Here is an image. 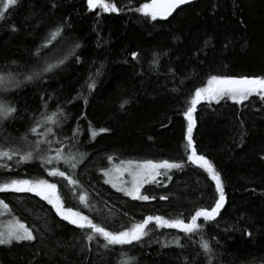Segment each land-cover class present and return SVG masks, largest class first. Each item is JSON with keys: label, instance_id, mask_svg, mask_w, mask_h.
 Listing matches in <instances>:
<instances>
[{"label": "trees", "instance_id": "trees-1", "mask_svg": "<svg viewBox=\"0 0 264 264\" xmlns=\"http://www.w3.org/2000/svg\"><path fill=\"white\" fill-rule=\"evenodd\" d=\"M57 2L58 9L47 15L44 13L51 0H25L23 7L10 10L12 21L28 30L20 35L0 30V74L11 70L7 68L11 61L22 62L40 45H47L42 50L46 61L55 64L64 59L54 75H45L44 83L28 84L15 97L24 110L21 116L25 113L31 116L27 109L41 106L40 98L45 92L61 99L75 98L88 77L100 69L95 76V91L89 95L86 87L83 89L89 105L85 107L80 102L67 105L70 118L63 131L68 130L67 125L75 128L77 120L82 129L91 123L97 129L108 127L111 131L95 141L82 131L80 151L91 155L76 170L80 182L78 194L58 184L66 192L60 194L58 188L65 207L97 216L96 222H103L106 217L111 229H119L143 216L187 217L197 208L212 204L214 186L195 166L170 173L172 181L165 178L163 183L167 188L147 186L145 193L157 197L150 202L133 201L116 192L103 183L100 169L108 164L105 159L108 155L114 159L180 160L185 155L187 128L182 112L194 88L214 74L264 75V0H237L239 8L235 11L233 0H196L193 6H185L168 21L159 22L129 11L149 0H118L119 13H102L97 9L99 16L87 9V0ZM30 11L33 16L28 15ZM62 18L70 21V29L49 42L46 37ZM33 23L37 26L31 30L29 26ZM204 39L210 40L206 48L202 46ZM75 43L81 47L74 49ZM198 48L202 50L197 51ZM73 51L79 55V62L75 61ZM157 51L167 53L160 57L159 68L152 64ZM132 52L139 53L138 60L132 59ZM169 65L179 66L183 71L172 78L167 73ZM125 99L129 103L121 109L119 105ZM49 105L51 112V101ZM84 116L87 118L81 119ZM194 117L197 150L221 171L226 189V211L219 226L205 228L206 233L219 240L215 248L216 264H264V160L260 159L264 156V104L256 97L243 105L230 100L211 105L201 102ZM241 120L246 131L243 143L238 134ZM26 127V122L18 119L0 131V143L5 137L15 138L24 133ZM0 163L13 166L15 162ZM17 172L23 178L52 179L40 168L39 160H35L11 172L0 169V182L15 178ZM79 194L88 196L94 211L80 203ZM160 195H168L169 200H159ZM0 199L9 204L10 217L43 229L42 238L37 241L0 246V264H81V254L72 245L79 243L82 233L61 221L54 211L50 212L51 206L30 193H0ZM100 210L104 216L97 215ZM242 216L246 219L241 220ZM241 227H247L253 235L242 234L238 230ZM173 235L184 234L175 229L155 231L145 237L143 247L126 249L127 256L114 257V264L130 257L135 258V264H187L189 260L200 264L203 257L195 254L199 238H194L184 250L163 248L155 242L171 240Z\"/></svg>", "mask_w": 264, "mask_h": 264}, {"label": "snow or ice", "instance_id": "snow-or-ice-1", "mask_svg": "<svg viewBox=\"0 0 264 264\" xmlns=\"http://www.w3.org/2000/svg\"><path fill=\"white\" fill-rule=\"evenodd\" d=\"M117 3L118 0H111V2L110 0H87V9L97 16L100 15V12H95L97 9L101 10L102 13H119L120 9ZM195 3L196 0H149V2L140 3L134 9L129 8V11H135L151 22L168 21L174 14L183 11L185 6L191 7ZM24 4L25 0H0V30H4L10 35H20L22 31L28 30L12 21L13 12L10 11L18 10ZM58 7L57 0H51L50 6L46 8L44 15L54 12ZM215 7L213 5L214 9ZM237 8H239V3L237 0H233V10L235 11ZM28 15L33 16L34 14L30 11ZM27 19L28 17L25 18V24H27ZM36 26L33 23L29 27L34 30ZM70 27V21L62 18L46 39L51 42L52 39L62 36L66 29H70ZM209 43V39H204L202 46L206 48ZM45 47L47 45H40L34 52L30 51L29 57L23 59L22 62L11 61L7 66L11 70L6 69L3 74H0V131L21 118L27 124L24 133L15 138L5 137L4 142L0 143V161L15 162L13 166L8 163H0V169L11 172L13 168H19L21 165L39 160L40 168L43 169L47 177L52 179L23 178L17 172L15 178H7L0 182V193H30L51 206L49 211H54L61 221L73 226L74 231L79 230L82 233L80 241L79 243H73L72 247L81 254V264H114V257L127 256L126 249L143 247L145 237L161 229H175L178 233L184 234L183 237L173 235L171 240L165 239L163 242L156 239L155 242L160 244L161 247H174L184 250L192 244L194 238H199L195 254L203 257L200 264H216L215 248L219 246V240L215 236L206 233L205 228L212 225L219 226L222 213L226 211V189L221 171L207 155L197 150L193 137V130L196 127L194 113L197 111V105L201 102H207L208 105H211L213 102L219 104L221 101L230 100L234 104L243 105L245 101L256 97L259 102L264 104V75L235 77L226 74H214L209 75L206 83L202 82V86L194 88V92L190 93L191 98L187 101V106L182 112L184 119L187 121V128L184 137L186 140L185 155L180 160L121 161L120 166L100 169L104 177L103 183L111 185L116 192L122 193L125 197H130L133 201L150 202L156 200L157 197L142 192L141 190L145 185L155 184L167 188L168 185L163 184L158 177L165 176L170 182L173 179V175H170V173L174 174V170L180 172L186 170L189 165L195 166L206 174V178L214 186L213 203L197 208L194 214L187 217L166 218L164 215H147L143 216L138 222L122 226L119 229H111L106 223V217L105 221L96 222L97 216L90 217L84 214L82 210L65 207L64 201L58 193V184H62L68 186L69 191L78 194L77 190L80 182L76 170L81 165H85L91 155L88 152L80 151L83 146V142L79 139L82 131L89 133V138L92 141H95L101 134L111 131L108 127L97 129L91 123L87 125L86 129H82L79 120H77L75 128L67 125L68 130L63 131L64 125L70 118L67 105L76 102L82 103L85 107L89 105L90 101L88 96L84 94L83 89L86 87L89 95L95 91V76L100 74V69L98 68L95 74L88 77L85 84L81 86L82 90L77 91L75 98L61 99L59 96L54 97L45 92V95L40 98L43 104L36 109H27V112L32 113L31 116L26 113L21 116L24 110L20 108L19 101L15 99L19 92L28 84L44 83L45 75H54L55 70L65 62L64 59L55 64L46 61L42 51ZM80 47L79 43L74 44V49ZM227 47L228 44H225V48ZM200 50L202 49H197V51ZM72 55L75 56V61L79 62L80 57L75 51L72 52ZM162 55H167V53L157 51L152 56V64L157 68L162 67L160 65ZM131 56L133 60L139 59L138 52H132ZM182 71L183 69L179 66L169 65L167 67V73L172 78H176L178 73ZM50 78L51 76H49ZM49 101L52 102L53 107L51 112H49ZM128 103L129 101L125 99L119 107L124 109ZM71 118L77 119L76 117ZM86 118V116L81 117V119ZM57 128L60 131H57ZM238 134L240 142L243 143L246 131L242 120L240 121ZM60 137H63V139ZM105 159L111 164L114 157L108 155ZM260 159L264 160V156H261ZM125 173L131 177L130 182L122 179ZM158 199L167 201L169 196L160 195ZM79 201L89 211L95 210L86 194H79ZM0 209L11 211L9 204L3 199H0ZM97 215L104 216V213L100 210ZM124 215H127V213L125 212ZM245 219L246 217H241V220ZM35 224L36 221H33V225ZM248 227H254V224H248ZM238 230L249 237L253 235V232L248 231L247 227H241ZM42 232L43 229L39 226L30 227L13 217L6 224L0 225V246L37 241L42 238L40 235ZM100 249L104 251L101 252ZM177 255L179 258V254ZM121 264H135V258L130 257L128 260L121 261ZM187 264H192L191 260Z\"/></svg>", "mask_w": 264, "mask_h": 264}, {"label": "rangeland", "instance_id": "rangeland-1", "mask_svg": "<svg viewBox=\"0 0 264 264\" xmlns=\"http://www.w3.org/2000/svg\"><path fill=\"white\" fill-rule=\"evenodd\" d=\"M142 161V160H145V159H142V158H128V159H113V161H112V163L111 164H106V166L105 167H109V168H112V167H116V166H120V164H121V161H124V162H127V161ZM159 160H161V159H159ZM159 160H155V161H159ZM108 162V161H107ZM125 167L127 166L126 164L124 165ZM103 177V176H102ZM166 177L165 176H161V177H158V179L159 180H161V182L162 183H166V179H165ZM103 179H104V177H103ZM123 180H125V181H131V177L130 176H128L127 175V173H125L124 174V176H123V178H122ZM109 185V184H108ZM153 185H155V184H152V185H145L144 186V188L141 190L142 192H144L145 193V191H146V188H147V186H153ZM110 187H111V185H109ZM58 188H59V190H60V194H63V192H65V190L63 189V188H61L60 187V185H58ZM112 188V187H111ZM113 189V188H112ZM113 190H115V189H113ZM66 193V192H65ZM122 194V193H121ZM146 194V193H145ZM66 198H68V197H66ZM127 198H130V197H127ZM68 199H71V198H68ZM131 199V198H130ZM9 208H10V206H9ZM11 216V211L9 212V211H7V210H3V209H0V225H3V224H6L7 222H9L10 220H12V217H10ZM4 218V220L3 219H1V218ZM20 220V219H19ZM21 222H23V223H25L24 221H22V220H20ZM26 224V223H25ZM26 225H28V224H26ZM29 226V225H28Z\"/></svg>", "mask_w": 264, "mask_h": 264}]
</instances>
